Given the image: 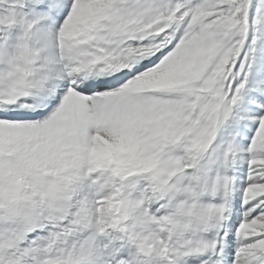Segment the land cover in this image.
Masks as SVG:
<instances>
[{
	"label": "snow or ice",
	"instance_id": "6c2138e0",
	"mask_svg": "<svg viewBox=\"0 0 264 264\" xmlns=\"http://www.w3.org/2000/svg\"><path fill=\"white\" fill-rule=\"evenodd\" d=\"M0 10V264H264V0Z\"/></svg>",
	"mask_w": 264,
	"mask_h": 264
},
{
	"label": "rangeland",
	"instance_id": "374dc122",
	"mask_svg": "<svg viewBox=\"0 0 264 264\" xmlns=\"http://www.w3.org/2000/svg\"><path fill=\"white\" fill-rule=\"evenodd\" d=\"M0 14H6V10H0ZM235 112L239 113L240 109H234ZM244 121L239 120L237 121L233 117H229L226 121L223 127L220 129L217 141H228V140H234L236 144H239L241 146H247V139L242 137L240 135V128L243 126ZM241 165H237V167H240Z\"/></svg>",
	"mask_w": 264,
	"mask_h": 264
}]
</instances>
